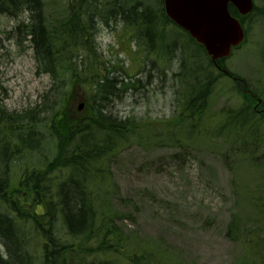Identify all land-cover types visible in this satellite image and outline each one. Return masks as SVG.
Wrapping results in <instances>:
<instances>
[{"label":"trees","instance_id":"trees-1","mask_svg":"<svg viewBox=\"0 0 264 264\" xmlns=\"http://www.w3.org/2000/svg\"><path fill=\"white\" fill-rule=\"evenodd\" d=\"M54 2L60 3L55 12ZM151 2L0 0V16L29 14L22 24L39 71L54 81L41 119L36 109L9 115L0 100V264H107L120 252L128 264H160L151 251L129 245L109 209L105 182L111 177L110 161L142 137V129L153 130L159 142L190 139L204 127L210 97L226 75L167 16L164 0ZM230 10L243 24L251 18L233 5ZM102 19L108 25L123 21L127 42L137 40L148 76L155 71L161 79L173 70L179 104L173 117L147 121L119 115L115 98L136 80L129 76L134 81L129 83L122 73L113 74L125 71L122 66L107 68L110 60L96 40ZM160 60L165 68L157 67ZM223 62L218 60L220 66ZM236 86L239 105L218 115L220 128L231 133L233 147L240 150L263 141L264 96L253 89L248 93L241 79ZM35 155L43 163L27 164V157ZM20 161L24 174L14 182L11 172ZM255 256V264H261Z\"/></svg>","mask_w":264,"mask_h":264},{"label":"rangeland","instance_id":"rangeland-1","mask_svg":"<svg viewBox=\"0 0 264 264\" xmlns=\"http://www.w3.org/2000/svg\"><path fill=\"white\" fill-rule=\"evenodd\" d=\"M254 1L261 12L255 11L247 21V41L226 59L225 68L242 80L248 93L253 89L264 96V0ZM52 7L55 12L60 3ZM28 16H0V100L9 115L36 109L41 119L54 81L39 71L22 24ZM98 27L96 40L110 60L107 68L122 66L125 71L113 74L122 73L129 83H134L129 76L136 80L133 88L115 98L119 115L147 121L173 117L179 107L173 70L161 79L155 71L148 76L144 58L125 50L122 20L108 25L102 19ZM131 41L139 50L137 41ZM156 65L163 67V62ZM238 93L236 81L223 76L210 97L204 127L190 139L159 142L153 130L142 129L144 138L132 141L110 161L111 177L105 182L109 209L128 244L151 251L156 263L255 264L257 253L264 264V137L255 147L236 150L231 133L219 123L221 111L239 105ZM79 104L82 111L85 103ZM152 138L154 142H146ZM53 154L48 152L49 157ZM27 158V164L43 163L36 155ZM22 164L12 169L14 182L24 174ZM125 256L114 253L107 264H128Z\"/></svg>","mask_w":264,"mask_h":264},{"label":"water","instance_id":"water-1","mask_svg":"<svg viewBox=\"0 0 264 264\" xmlns=\"http://www.w3.org/2000/svg\"><path fill=\"white\" fill-rule=\"evenodd\" d=\"M170 18L203 44L214 62L228 57L245 40V30L234 17L233 3L242 15L254 8L253 0H164Z\"/></svg>","mask_w":264,"mask_h":264}]
</instances>
